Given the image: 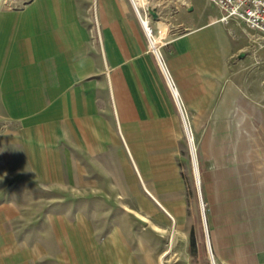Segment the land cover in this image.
I'll list each match as a JSON object with an SVG mask.
<instances>
[{
    "label": "crops",
    "instance_id": "1",
    "mask_svg": "<svg viewBox=\"0 0 264 264\" xmlns=\"http://www.w3.org/2000/svg\"><path fill=\"white\" fill-rule=\"evenodd\" d=\"M91 1L98 32L86 15ZM203 1L153 35L185 122L130 0H34L1 14L0 119L17 127L0 162L21 151L17 174L34 164L46 176L52 145L70 151L72 176L84 177L73 153L103 176L102 162L114 158L133 178L137 207L173 222L169 245L180 243L186 264H264V69L240 58L238 26Z\"/></svg>",
    "mask_w": 264,
    "mask_h": 264
},
{
    "label": "rangeland",
    "instance_id": "2",
    "mask_svg": "<svg viewBox=\"0 0 264 264\" xmlns=\"http://www.w3.org/2000/svg\"><path fill=\"white\" fill-rule=\"evenodd\" d=\"M33 1L0 0V15L20 12ZM192 1L147 0V8L140 12L148 17V25L153 35H157V25L167 30L180 12L188 11ZM203 3L213 12L218 9L209 0ZM87 4L86 15L98 32L96 3ZM232 22L240 31L239 42L243 46L240 58L253 57L252 68L261 72L264 69V37L240 22ZM16 127L0 119L2 155L8 152L4 143L9 138L8 132ZM189 140L193 174L196 152L193 150L192 156ZM46 148L47 168L43 171L46 176L34 174V164L28 167L31 171L27 166L23 168L25 173L31 174L18 175V166L26 165L21 151L15 154L17 161L4 159L0 162V206L11 218L4 229L0 225L1 230L7 232L0 235V264H186L180 243L176 240L169 245L170 233L175 229L173 222L166 218L158 223V217H154L150 209L137 207L133 178L120 169L116 159L102 162L107 169L103 176L100 175L103 171L97 169L96 164L92 165L87 155L73 153L75 164L91 174L77 177L72 176L74 168L69 160V149L67 154H60L52 145ZM60 172L62 176L54 175ZM193 180L196 185L195 177ZM161 213L160 210L158 215ZM154 226L169 227V234L157 232ZM166 252L170 253L161 262Z\"/></svg>",
    "mask_w": 264,
    "mask_h": 264
},
{
    "label": "built area",
    "instance_id": "3",
    "mask_svg": "<svg viewBox=\"0 0 264 264\" xmlns=\"http://www.w3.org/2000/svg\"><path fill=\"white\" fill-rule=\"evenodd\" d=\"M211 4H213L215 7L221 10L223 13V16L221 17V22H228L230 20H235L237 22L242 23L245 27L248 29L255 31L259 34H261L264 37V0H209ZM133 5V4H132ZM134 11L144 26V20H148L147 16H143L138 10L137 7L133 5ZM145 32L149 41V44L151 46V39L153 35V29L150 27V25L144 26ZM148 30L150 31V36L148 35ZM155 52V56L158 60V63L160 65V68L162 69V72L166 78L167 84L171 90V93L176 100L178 107L180 109L181 115L185 122V116L184 111L182 109V106L178 99V92L171 80V77L164 65L163 58L160 53ZM187 136L189 139V134L192 136L190 130L186 127ZM190 142V140H189ZM193 143V144H192ZM192 143L190 142L191 152L193 156V147H194V139L192 136ZM195 152V148H194ZM204 213V208L202 209Z\"/></svg>",
    "mask_w": 264,
    "mask_h": 264
},
{
    "label": "bare ground",
    "instance_id": "4",
    "mask_svg": "<svg viewBox=\"0 0 264 264\" xmlns=\"http://www.w3.org/2000/svg\"><path fill=\"white\" fill-rule=\"evenodd\" d=\"M133 1V0H132ZM134 3V2H133ZM135 5V3H134ZM136 6V5H135ZM137 7V6H136ZM138 10H140L141 8L137 7ZM148 25V23L146 22V20H144V26ZM148 35L150 36V31L148 30ZM151 39V47L153 48L154 51H156L157 53H159V47L156 44V41L154 40V37L152 35V37L150 36ZM189 139L190 142L192 143V136L189 134ZM193 144V143H192ZM194 150V149H193ZM165 260V259H164Z\"/></svg>",
    "mask_w": 264,
    "mask_h": 264
},
{
    "label": "water",
    "instance_id": "5",
    "mask_svg": "<svg viewBox=\"0 0 264 264\" xmlns=\"http://www.w3.org/2000/svg\"><path fill=\"white\" fill-rule=\"evenodd\" d=\"M132 4L134 5L133 1L131 0ZM135 6V5H134ZM136 7V6H135Z\"/></svg>",
    "mask_w": 264,
    "mask_h": 264
}]
</instances>
